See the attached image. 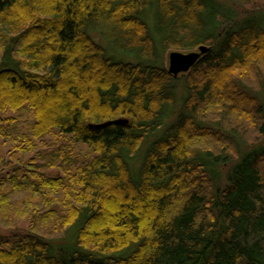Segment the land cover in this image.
I'll return each instance as SVG.
<instances>
[{
  "label": "trees",
  "instance_id": "16d2710c",
  "mask_svg": "<svg viewBox=\"0 0 264 264\" xmlns=\"http://www.w3.org/2000/svg\"><path fill=\"white\" fill-rule=\"evenodd\" d=\"M263 2L0 0V112L33 117L0 171L47 210L0 194L3 227L30 220L0 241V264H264ZM200 46L187 73H167V53ZM51 191L56 234L37 226Z\"/></svg>",
  "mask_w": 264,
  "mask_h": 264
},
{
  "label": "rangeland",
  "instance_id": "374dc122",
  "mask_svg": "<svg viewBox=\"0 0 264 264\" xmlns=\"http://www.w3.org/2000/svg\"><path fill=\"white\" fill-rule=\"evenodd\" d=\"M260 10H261V13L264 12V2L261 4L260 6ZM239 14L240 16H243L244 14H247L246 11H241V9L239 10ZM94 37V36H93ZM95 38V37H94ZM178 52H182V51H178ZM182 53H186V52H182ZM1 55V54H0ZM167 56H168V53L166 54V56L164 57L163 59V64L164 66H167ZM181 77V76H179ZM182 79L180 78V80H178L176 83L178 84V89L177 91H181L182 92V83H181ZM261 81H257L256 79H252L251 78V81L247 82L250 86H252L253 88V94H255L257 91H259V89L261 88L259 85H261ZM255 90V91H254ZM180 93V92H179ZM178 93V94H179ZM257 100L258 102L260 101V103H264V89L261 90L258 94H257ZM175 111H178V106H175ZM0 118L1 120H3L1 122V125H0V164L2 163L1 162V159L3 158L4 160H7V156L6 154L8 153L9 150H11L13 148V146H16L17 144H19V142H23L24 140H26V137L27 136V133L30 129L29 125L30 123L33 121V117H32V114L30 112H18V111H10V110H7L5 112H0ZM248 119L247 117L245 118L244 116H241L240 117V122H238L239 120L237 119H234L232 120V126L233 128H238L240 129L239 127L240 126H243L242 125L243 123L245 124H249V121L246 120ZM5 120H9V121H5ZM12 122V123H11ZM171 122V119L168 121V123ZM245 132H246V139H247V142H250L249 144L252 145L253 142V136L251 134L254 135V132L252 131V128H250L249 126L245 125ZM53 138L51 137H48V139L46 138L45 140L43 141H37V142H34L37 144V147L35 149V151H33L31 148L30 152V157H33L35 155V152L39 151V152H43V151H47L49 150L52 145H53ZM259 143L262 141L260 139H258ZM252 141V142H251ZM11 142H14V143H11ZM66 144H69L70 141H66ZM62 143V141H61ZM72 143V141H71ZM13 144V145H12ZM73 147L71 146H68L69 149L71 151H73V153H77V152H80L79 154V158H81L82 155H84L87 150H85L84 147L80 146V145H75L74 143H72ZM67 147V146H66ZM29 157V159H30ZM29 159H26L25 163H29V164H34V162H30ZM35 163H39V160H37ZM41 164V163H40ZM0 167H2L0 165ZM38 173H39V176H43V177H59L61 175V172H59V169L58 168H52V169H47V168H43V169H38L37 170ZM8 169H2L0 171V194L2 192H6V196H8L11 200V202L13 203H19L23 200H30L33 202V205H36V207L39 209V212L40 214H47V210L45 209L44 205L42 204L43 201H41L40 199V195H36V194H32V192H30L29 189H27L26 187H22V188H19L17 187V185L15 186V184L13 183V179H11V176H8ZM7 174V175H6ZM14 184V185H13ZM41 191L44 193V194H48L47 192H49L45 187H42L41 188ZM63 198V194L60 192V191H51L49 193V195L47 196V201H51V200H56L55 202L53 201L52 204V209L54 210H51L53 211L54 213H51L53 215H51L50 218H48V223H43L41 225H37L39 226L38 228H41L42 230H44L45 228H47V230H54V228L58 227V215L57 213L60 210V207L59 205L61 204V200ZM29 225H30V220L29 219H26L24 221H22L21 223H19L15 228H5L3 227V225L0 224V241L1 242H7L8 244L12 243L13 240L15 239V237H18V236H26V235H29ZM56 230V229H55ZM54 230V233L56 234ZM55 236H58V235H55ZM6 247V246H5Z\"/></svg>",
  "mask_w": 264,
  "mask_h": 264
},
{
  "label": "water",
  "instance_id": "95a60500",
  "mask_svg": "<svg viewBox=\"0 0 264 264\" xmlns=\"http://www.w3.org/2000/svg\"><path fill=\"white\" fill-rule=\"evenodd\" d=\"M208 49L209 48L206 46H200L197 48V50L187 53L170 51L167 56V73L173 77L187 73V71H189L196 64L197 60H199L201 56L208 53ZM109 123H126V120L118 119ZM92 127L97 128L100 127V125H95Z\"/></svg>",
  "mask_w": 264,
  "mask_h": 264
}]
</instances>
